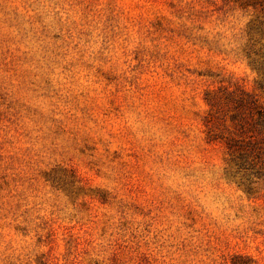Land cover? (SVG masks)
Returning a JSON list of instances; mask_svg holds the SVG:
<instances>
[{
    "label": "rangeland",
    "instance_id": "rangeland-1",
    "mask_svg": "<svg viewBox=\"0 0 264 264\" xmlns=\"http://www.w3.org/2000/svg\"><path fill=\"white\" fill-rule=\"evenodd\" d=\"M255 1L0 0V264H264Z\"/></svg>",
    "mask_w": 264,
    "mask_h": 264
},
{
    "label": "trees",
    "instance_id": "trees-1",
    "mask_svg": "<svg viewBox=\"0 0 264 264\" xmlns=\"http://www.w3.org/2000/svg\"><path fill=\"white\" fill-rule=\"evenodd\" d=\"M255 2L264 5V0H256ZM248 116L249 118L238 113L235 117L237 129L240 130L241 134H247V142L244 144L241 142L242 139L233 138L227 141V146L235 158L253 157L255 159L262 157L264 161V109L255 111L251 108ZM245 264L251 263L246 261Z\"/></svg>",
    "mask_w": 264,
    "mask_h": 264
}]
</instances>
